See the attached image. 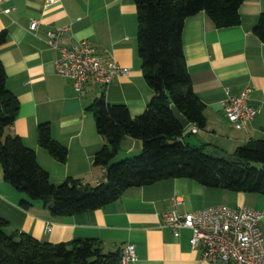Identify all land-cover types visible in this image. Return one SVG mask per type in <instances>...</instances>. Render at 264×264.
Segmentation results:
<instances>
[{
    "label": "crops",
    "instance_id": "0c3cea01",
    "mask_svg": "<svg viewBox=\"0 0 264 264\" xmlns=\"http://www.w3.org/2000/svg\"><path fill=\"white\" fill-rule=\"evenodd\" d=\"M9 10L8 12H5ZM264 0H242L238 25L217 28L204 13L185 19L182 49L193 92L204 104L205 125L184 138L207 153L232 155L249 140L264 135V43L253 33ZM32 21L37 28L29 30ZM137 9L134 0H0V31L7 33L0 45V61L6 86L19 103L7 133L20 137L33 149L38 164L54 184L67 178L96 185L105 181V169L93 164L94 155L107 139L95 129L88 111L103 94L110 104H123L131 116L141 114L152 96L141 70L137 49ZM67 27L61 45L85 40L99 55L127 69L128 75L102 89L89 81L82 94L55 71L59 51L48 48L47 33ZM250 87L249 103L255 118L244 124L227 119L223 102ZM47 122L53 140L67 148L65 162L56 161L37 142V126ZM141 151L138 139L125 136L123 152ZM26 196L3 180L0 168V216L8 233L22 232L49 243L93 239L104 252H118L132 244L136 260L129 264H211L202 259L201 248H192L190 231L174 234L164 225L165 214L186 213L212 206H247L262 213L259 221L264 236V195L207 188L187 179L174 178L127 189L107 206L69 216L50 215L41 203L24 209ZM47 225L50 230L47 231ZM221 264V263H217Z\"/></svg>",
    "mask_w": 264,
    "mask_h": 264
},
{
    "label": "trees",
    "instance_id": "16d2710c",
    "mask_svg": "<svg viewBox=\"0 0 264 264\" xmlns=\"http://www.w3.org/2000/svg\"><path fill=\"white\" fill-rule=\"evenodd\" d=\"M242 0H134L137 9V49L143 78L152 90L144 111L131 116L123 104H110L103 94L88 106L95 129L107 139L93 157V164L105 169V181L90 185L67 178L54 184L37 162L35 151L22 139L7 133L19 110V103L6 86L0 61V168L3 180L25 194L24 209L41 203L55 217L77 215L103 208L129 188L157 181L187 178L207 188L264 195V135L240 145L232 155L207 153L203 146L185 142L175 121V107L190 126L205 125L204 104L193 92L186 70L182 29L186 18L204 12L217 28L240 22ZM253 33L264 43V13ZM7 33L0 31V45ZM37 142L56 161L65 162L67 148L53 140L47 122L36 130ZM125 136L138 139L140 154L114 160ZM0 216V264H120L118 252H104L93 239L49 243L14 232L8 234Z\"/></svg>",
    "mask_w": 264,
    "mask_h": 264
},
{
    "label": "built area",
    "instance_id": "2783aa9c",
    "mask_svg": "<svg viewBox=\"0 0 264 264\" xmlns=\"http://www.w3.org/2000/svg\"><path fill=\"white\" fill-rule=\"evenodd\" d=\"M54 1L48 0V3ZM37 24V21H32L29 30H36ZM66 30L67 27H54L47 33L45 43L48 48L59 51V57L54 61L55 71L71 82L76 93H84L89 81L104 89L128 75L127 69L111 59L102 58L97 49L85 40L62 46L61 39ZM250 92L251 88L245 87L223 102L225 115L232 124L244 125L257 115V109L249 103ZM197 131L196 126L189 125L184 134ZM261 217L260 211L247 206L229 208L218 205L183 214L171 211L165 214L164 225L174 234L181 229L189 230L191 247H200L202 259L211 264H264ZM46 230H50L49 225ZM135 260L134 246L126 244L121 250L120 264Z\"/></svg>",
    "mask_w": 264,
    "mask_h": 264
},
{
    "label": "water",
    "instance_id": "95a60500",
    "mask_svg": "<svg viewBox=\"0 0 264 264\" xmlns=\"http://www.w3.org/2000/svg\"><path fill=\"white\" fill-rule=\"evenodd\" d=\"M172 115L175 121L179 124L182 130H185L190 124L189 122L179 113V111L175 108H171Z\"/></svg>",
    "mask_w": 264,
    "mask_h": 264
},
{
    "label": "rangeland",
    "instance_id": "374dc122",
    "mask_svg": "<svg viewBox=\"0 0 264 264\" xmlns=\"http://www.w3.org/2000/svg\"><path fill=\"white\" fill-rule=\"evenodd\" d=\"M140 154V152H133V153H131V154H125L124 153V151L123 152H121L120 154H119V160H123V159H128V158H132V157H135V156H137V155H139Z\"/></svg>",
    "mask_w": 264,
    "mask_h": 264
}]
</instances>
